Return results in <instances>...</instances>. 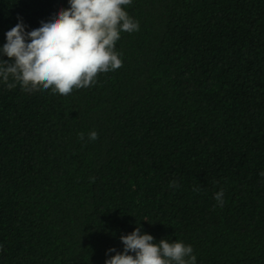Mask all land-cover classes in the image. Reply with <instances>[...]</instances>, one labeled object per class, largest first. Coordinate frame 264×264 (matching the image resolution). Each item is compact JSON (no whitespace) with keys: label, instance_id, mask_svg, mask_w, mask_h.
Returning <instances> with one entry per match:
<instances>
[{"label":"trees","instance_id":"16d2710c","mask_svg":"<svg viewBox=\"0 0 264 264\" xmlns=\"http://www.w3.org/2000/svg\"><path fill=\"white\" fill-rule=\"evenodd\" d=\"M61 7L0 0V44ZM125 8L139 30L94 84L0 83V264H104L136 221L197 264H264V0Z\"/></svg>","mask_w":264,"mask_h":264},{"label":"clouds","instance_id":"9594fccd","mask_svg":"<svg viewBox=\"0 0 264 264\" xmlns=\"http://www.w3.org/2000/svg\"><path fill=\"white\" fill-rule=\"evenodd\" d=\"M131 3L67 0L68 7L59 8L51 18L30 29L18 17L0 44V83H6L8 89L18 83L25 92L43 88L62 95L94 84L98 73L122 65L115 48L121 33L139 30L138 21L125 8ZM97 136L95 130L88 133L89 140ZM260 176L264 177V171ZM178 186L174 180L169 182L170 188ZM223 196V189L215 193L218 206H223ZM119 240L122 251L107 249L104 264H197L190 244L169 239L157 242L137 221L136 227L120 235Z\"/></svg>","mask_w":264,"mask_h":264}]
</instances>
